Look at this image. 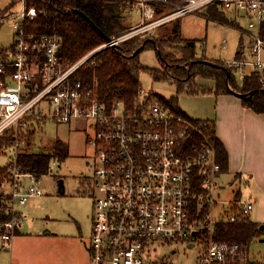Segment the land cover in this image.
<instances>
[{
    "label": "built area",
    "instance_id": "built-area-1",
    "mask_svg": "<svg viewBox=\"0 0 264 264\" xmlns=\"http://www.w3.org/2000/svg\"><path fill=\"white\" fill-rule=\"evenodd\" d=\"M27 0L19 5L11 47L0 55V150L10 155L0 212L10 215L1 226L3 248L8 249L21 226L18 206L42 196L41 179L54 172L60 161L53 158L46 174L37 176L21 169L26 129L40 121L60 124L84 122L93 135L98 167L94 179L95 223L90 249L93 264H174L157 260L156 243L188 242L201 251L197 264H252L250 243L218 241L215 225L250 219L253 204L240 199L219 201L221 166L213 141L186 146L191 122L153 101V92L139 90L133 105L117 100L101 101L79 71L101 51L120 45L142 33L210 8L224 12L250 38L248 56L227 60L240 81L252 72L264 86V0H123L126 8L140 13L134 28L104 42L74 63L60 57L59 33L28 34L24 23L37 17ZM1 3V0H0ZM18 8L19 6H14ZM241 20L247 22L242 27ZM225 48V46H224ZM18 204V205H17ZM216 204L228 205L227 216L213 215ZM205 207L209 208L205 212ZM156 250V248H155Z\"/></svg>",
    "mask_w": 264,
    "mask_h": 264
},
{
    "label": "rangeland",
    "instance_id": "rangeland-1",
    "mask_svg": "<svg viewBox=\"0 0 264 264\" xmlns=\"http://www.w3.org/2000/svg\"><path fill=\"white\" fill-rule=\"evenodd\" d=\"M0 4L1 55L12 46L15 23L21 20V16L10 15L13 12L21 14L22 5H9L10 0H1ZM119 14L133 28L141 21L140 13L136 10L120 7ZM180 23L186 38L198 39L196 52L199 57L233 60L243 38L245 49L248 51L250 47V38L235 23H224L201 12L184 16ZM241 23L242 27H247L245 20H241ZM155 29L150 34L158 31ZM174 56L181 58L182 54L176 50ZM140 59L150 70L160 68L154 50L143 51ZM140 81L141 89L153 92L154 98H178L183 112L192 119L203 120V117L215 112L216 95L210 92L215 89V81L210 78L197 77L195 85L199 91L195 94L188 89L180 92L174 81L155 80L148 72L141 75ZM25 134L24 149L47 153L53 151L55 143L60 140L64 143L68 157L60 161V165L57 164L51 175L41 179L38 188L43 191L42 196H34L25 206L17 207L24 214L22 227L13 236L8 249L3 248L4 242L0 235V264H93L90 243L94 233V203L98 195L94 179L98 161L95 148L89 143L93 132L86 123L80 121L71 124L40 121L27 128ZM9 158L10 155H0V166L7 165ZM61 180L64 192L60 189ZM221 183L225 190L221 191L222 197L218 195L216 199L232 201L233 191L239 188L238 183L227 175L222 176ZM5 190L9 191V186ZM212 212L215 218L227 216L228 205L216 204ZM261 239L264 238L253 240L250 250L253 257L264 262V242ZM152 248L157 260H169L174 264H197L201 251L198 241L194 248H190L188 242L180 241L158 242Z\"/></svg>",
    "mask_w": 264,
    "mask_h": 264
},
{
    "label": "trees",
    "instance_id": "trees-1",
    "mask_svg": "<svg viewBox=\"0 0 264 264\" xmlns=\"http://www.w3.org/2000/svg\"><path fill=\"white\" fill-rule=\"evenodd\" d=\"M28 7H35L37 17L24 23L28 34L59 33L62 37L60 57L67 63H74L92 49L103 44L105 40L94 27L76 10L85 13L110 38L126 33L133 27L119 14L120 7H126L123 0H27ZM1 12V11H0ZM207 16L230 22L224 12L210 8ZM1 16V14H0ZM233 23L234 22H230ZM150 32L136 35L120 45L107 48L95 56V63L89 62L78 73L84 83L93 88L97 97L106 103L117 100L133 105L135 97L141 89V75L148 72L155 80L174 81L180 92L188 89L190 93H198L197 77L210 78L215 81L216 96L239 92L245 96L243 105L257 114H264V86L257 72L249 73L239 81L236 72L227 66L226 60H212L199 57L196 52L198 39L183 37L180 19L161 25ZM264 40V24L260 30ZM141 49L137 54L135 52ZM145 50H154L157 54L160 68L148 69L140 59ZM182 54L175 58L174 51ZM237 59L242 58V51L236 53ZM230 72V77H228ZM2 77L0 75V81ZM171 111L192 123L195 129H190L186 146L201 144L204 136L209 137L217 151V162L221 166L220 174L228 172L229 157L224 145L216 136L214 121L195 120L188 117L182 110L178 98H152ZM26 137V134L23 135ZM1 154V150H0ZM68 157L64 143L58 140L54 150L47 153L30 152L27 148L19 154L18 163L25 172L37 176L46 174L53 158L65 161ZM8 175L7 167L0 166V209L3 206V187ZM205 212L209 211L205 207ZM10 215L0 212V224L8 221ZM16 230L15 234L17 233ZM264 237V230L258 223L250 219L237 223H218L215 225V239L218 241H234L250 243L256 238ZM257 264V263H256Z\"/></svg>",
    "mask_w": 264,
    "mask_h": 264
},
{
    "label": "crops",
    "instance_id": "crops-1",
    "mask_svg": "<svg viewBox=\"0 0 264 264\" xmlns=\"http://www.w3.org/2000/svg\"><path fill=\"white\" fill-rule=\"evenodd\" d=\"M183 37L186 38L184 35ZM244 40V38L241 40L238 51H242L244 56H248ZM262 60L264 61V53ZM203 120L215 122L216 136L224 145L229 157L228 172L220 175L216 196L222 197L221 191L225 190L221 183L222 176H230L232 181L239 185V188L233 191L232 200L243 199L252 203L250 220L262 227L264 225V114H257L246 108L241 98L233 93H228L216 96L215 112L209 113L203 117ZM6 186L4 185V188ZM20 213L22 214L21 228L24 214L22 210ZM261 241L264 242V239ZM189 247L193 248V245L190 244ZM251 259L253 260L252 264H264L253 257L252 253Z\"/></svg>",
    "mask_w": 264,
    "mask_h": 264
},
{
    "label": "water",
    "instance_id": "water-1",
    "mask_svg": "<svg viewBox=\"0 0 264 264\" xmlns=\"http://www.w3.org/2000/svg\"><path fill=\"white\" fill-rule=\"evenodd\" d=\"M77 13H79L80 15H82L93 27L94 29L102 36V38L105 40L106 43H110L112 41V38H110L101 28H99L92 19H90L85 13L76 10ZM141 51V49H138L135 54L139 53ZM230 72H228V77H230ZM233 94L239 98H243L245 95L239 92H233ZM60 189L62 192H64L63 190V181H60ZM262 229H264V225L261 227Z\"/></svg>",
    "mask_w": 264,
    "mask_h": 264
}]
</instances>
